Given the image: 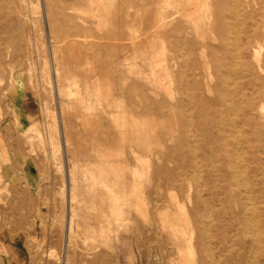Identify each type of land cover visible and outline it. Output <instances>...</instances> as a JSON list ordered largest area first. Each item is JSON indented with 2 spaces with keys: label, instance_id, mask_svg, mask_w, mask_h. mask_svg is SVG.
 <instances>
[{
  "label": "rangeland",
  "instance_id": "374dc122",
  "mask_svg": "<svg viewBox=\"0 0 264 264\" xmlns=\"http://www.w3.org/2000/svg\"><path fill=\"white\" fill-rule=\"evenodd\" d=\"M106 1L0 0V264H264V31L216 74L199 0Z\"/></svg>",
  "mask_w": 264,
  "mask_h": 264
},
{
  "label": "bare ground",
  "instance_id": "6f19581e",
  "mask_svg": "<svg viewBox=\"0 0 264 264\" xmlns=\"http://www.w3.org/2000/svg\"><path fill=\"white\" fill-rule=\"evenodd\" d=\"M106 1V0H105ZM198 1V0H197ZM235 1L236 0H199V4H203L204 5V9H205V13H201L202 17H204L206 19V22H208V25L205 23V26H209L210 22L209 20L211 19L212 23L213 20L217 23V27H216V40H221L220 46L217 50L212 49L211 50V55H212V67L215 71L216 74L219 73L220 68L224 69L225 71V75H231L232 72V68H233V63L235 62L234 59H232L231 57V47L232 49H236V39L233 33H235L234 31H232V26H234V23L232 22L235 18H236V10H235ZM107 2V1H106ZM113 2V1H111ZM197 3H194L193 5L196 7ZM234 3V5H233ZM246 3V7H248L249 10L244 11V18L246 21L250 22V25H246L244 24V28L245 31L241 33L242 36H244V41L241 43L242 46V50L241 53L243 54V52L249 48V47H253L254 48V58L255 59H259L260 57V51L262 49L261 47V43H260V33H259V29H262L264 31V22H263V15H264V11H263V6L260 2V0H245ZM198 4V5H199ZM240 4V3H237ZM113 5V4H112ZM237 6V5H236ZM239 6V5H238ZM107 8V7H106ZM109 8V6H108ZM189 8V7H188ZM198 9V8H197ZM191 10V9H190ZM198 11V10H197ZM240 11V10H239ZM168 12V11H167ZM208 13V15L206 14ZM239 13V12H238ZM200 14V15H201ZM225 14H226V18H225ZM242 14V13H241ZM189 15V14H188ZM187 15V16H188ZM183 16V15H182ZM190 16V15H189ZM139 17V16H138ZM185 18H187L186 16H184ZM258 18V19H257ZM203 19V18H202ZM190 20V19H189ZM188 20V21H189ZM237 20V19H236ZM240 21V19H239ZM243 21V20H242ZM163 23V22H162ZM237 24V23H236ZM139 25V24H137ZM164 25V24H163ZM160 25H158L159 27ZM162 26V24H161ZM139 28V27H138ZM234 28V27H233ZM237 28V26H236ZM242 28V29H244ZM163 30H165L166 28H161ZM205 29V28H204ZM237 30V29H236ZM241 31V30H240ZM197 32V29H196ZM137 33V32H136ZM135 33V34H136ZM240 33V32H239ZM238 33V34H239ZM130 34V33H129ZM235 36V37H234ZM241 39V38H240ZM220 53V58H219V54ZM159 55V54H158ZM244 56V55H243ZM156 69V68H155ZM243 69V68H242ZM261 69V68H260ZM264 71V68L262 69ZM162 71V70H161ZM165 71V70H164ZM167 71V70H166ZM245 71L247 74V76L252 77V85L253 88H257V91H254V89H252V95L256 92L257 95L260 94H264V92L261 91V89L259 90V87L256 84V81L258 80L257 75L253 72H247L246 70H242V72ZM160 72V71H159ZM163 72V71H162ZM54 73V72H53ZM164 73V72H163ZM168 73V72H167ZM57 75V73H55ZM236 74V73H235ZM234 71H233V75ZM158 76V75H157ZM156 76V77H157ZM241 76V75H239ZM242 77V76H241ZM171 80V79H170ZM231 83V82H230ZM243 84V83H242ZM245 84V83H244ZM248 84V83H246ZM230 85V84H229ZM243 86V85H242ZM14 87V86H13ZM223 88H225V94L227 95V99L224 100V105L227 101H231L230 97H231V91L229 90V86H225V82H223L222 86ZM221 87H218V85L215 86L214 90L220 89ZM261 88V87H260ZM230 91V92H229ZM86 92V91H85ZM217 105V104H216ZM244 111H246V114H251L252 112H254V108L257 105L256 102L252 100H249L247 103L244 102ZM225 107H227V112L228 111H232V113H235V110L233 111V108L230 105H226ZM258 113L261 117L264 116V102H262V104H260V106L258 107ZM232 116V115H231ZM231 119V118H230ZM253 119L247 120V122H251ZM17 121V120H16ZM253 122V121H252ZM16 124V123H15ZM18 126V125H17ZM20 128V127H19ZM26 132V131H25ZM26 134V133H25ZM24 134V135H25ZM232 146V145H231ZM240 147V146H239ZM235 149V147H234ZM237 150V149H235ZM239 151V150H238ZM239 154V153H238ZM240 155V154H239ZM239 159V157H238ZM241 170V169H240ZM246 180V179H245ZM247 183V182H246ZM246 190V189H245ZM69 191V190H68ZM71 191V190H70ZM251 204V203H250ZM250 206V205H249ZM54 208V207H53ZM252 210V209H251ZM252 213V212H251ZM252 215V214H251ZM72 217L68 219V231H71L72 229ZM175 228V226H173V229ZM52 230V229H51ZM175 230V229H174ZM177 231V230H176ZM174 233V232H173ZM176 233V232H175ZM184 233V232H183ZM183 235V234H182ZM255 235V234H254ZM257 238V237H256ZM180 239V237H179ZM258 239V238H257ZM184 240V239H183ZM44 242V241H43ZM192 245V243H191ZM190 245V241L188 240V248H187V259L186 262L181 263V256H182V252H179V261L177 264H192L193 262V257L195 255V251L192 249L193 247ZM162 246V245H161ZM255 246V245H254ZM260 246V245H259ZM41 248V247H40ZM194 251V252H193ZM50 255V254H49ZM197 256V255H196ZM199 257V256H198ZM195 259V258H194ZM194 263V262H193ZM195 264H204L203 259L199 258L197 259V263Z\"/></svg>",
  "mask_w": 264,
  "mask_h": 264
}]
</instances>
